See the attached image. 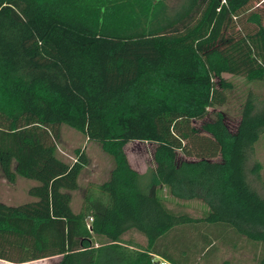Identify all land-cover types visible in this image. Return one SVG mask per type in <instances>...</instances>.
<instances>
[{"label":"trees","instance_id":"1","mask_svg":"<svg viewBox=\"0 0 264 264\" xmlns=\"http://www.w3.org/2000/svg\"><path fill=\"white\" fill-rule=\"evenodd\" d=\"M257 1L184 0L168 15L165 0H0V170L10 184L35 182L31 201L0 202L1 261L210 264L223 249L264 250V197L250 180L261 181L264 136ZM224 74L262 93L248 90L234 133L221 117L199 130L233 88ZM62 127L113 162L77 210L89 159L81 147L61 156ZM134 141L156 144L144 174L124 151ZM163 190L206 209L173 208Z\"/></svg>","mask_w":264,"mask_h":264},{"label":"rangeland","instance_id":"2","mask_svg":"<svg viewBox=\"0 0 264 264\" xmlns=\"http://www.w3.org/2000/svg\"><path fill=\"white\" fill-rule=\"evenodd\" d=\"M183 1L184 0H165L167 14H173L181 6ZM254 9L264 16V0L255 2ZM222 78L225 81L230 82L233 88L226 92L227 101L223 106L210 109L209 114L205 119L194 123V127L199 130L202 129V125L213 122L217 117H221L229 131L234 133L240 121L243 104L248 90L252 89L258 94L262 93L261 90L254 88L252 84L248 83L242 77L224 74ZM78 147H81L86 152L89 164L79 178L78 191L72 194L73 210L78 209L85 187L89 184H97L105 181L113 168L111 158L105 154L99 144L88 142L81 134L67 127H62L61 141L59 145L61 156L65 159L71 160L73 157V150ZM155 148L156 144L151 142L134 141L128 143L124 147V151L130 167L139 174H144L149 169L154 168L155 163L153 155ZM254 158L261 166V181L256 183L252 177H250V180L252 186H254L264 197V136L255 147ZM178 159L184 160L186 158L181 154H178ZM33 185H35L34 181L22 178H18L15 183L10 184L4 179L0 170V202L13 206L31 201L32 199L27 195V190ZM162 192V195L166 198L169 206L173 208L177 207V209L183 210L192 216L198 217L201 215L202 211L206 209L201 201L178 202L170 198L166 190H163ZM131 237L136 242L144 243L143 238L140 236L134 234ZM262 258H264V250H260V248L253 250L252 248L245 246L243 251L236 254H233L232 252L230 253L224 249L218 251L216 257L212 259L210 264H219L224 260H228L230 264H263L261 263ZM59 259V257H53L25 264H56ZM154 259L155 258H153V261ZM0 264L3 263L0 262Z\"/></svg>","mask_w":264,"mask_h":264},{"label":"crops","instance_id":"3","mask_svg":"<svg viewBox=\"0 0 264 264\" xmlns=\"http://www.w3.org/2000/svg\"><path fill=\"white\" fill-rule=\"evenodd\" d=\"M160 261H164V260H161V259L155 257V259H154V264H158ZM0 262L3 263V264H12V263H8V262L1 261V260H0ZM165 262H166V261H165ZM167 263H168V262H167Z\"/></svg>","mask_w":264,"mask_h":264},{"label":"built area","instance_id":"4","mask_svg":"<svg viewBox=\"0 0 264 264\" xmlns=\"http://www.w3.org/2000/svg\"><path fill=\"white\" fill-rule=\"evenodd\" d=\"M158 264H169V263H167L165 261H160Z\"/></svg>","mask_w":264,"mask_h":264}]
</instances>
